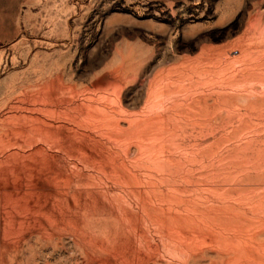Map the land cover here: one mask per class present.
<instances>
[{
  "label": "rangeland",
  "instance_id": "1",
  "mask_svg": "<svg viewBox=\"0 0 264 264\" xmlns=\"http://www.w3.org/2000/svg\"><path fill=\"white\" fill-rule=\"evenodd\" d=\"M0 264H264V0H0Z\"/></svg>",
  "mask_w": 264,
  "mask_h": 264
}]
</instances>
